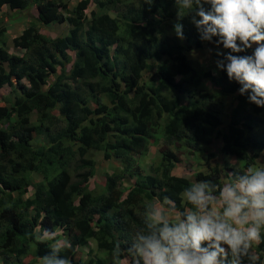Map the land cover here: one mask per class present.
I'll return each instance as SVG.
<instances>
[{
  "label": "trees",
  "instance_id": "1",
  "mask_svg": "<svg viewBox=\"0 0 264 264\" xmlns=\"http://www.w3.org/2000/svg\"><path fill=\"white\" fill-rule=\"evenodd\" d=\"M23 11L29 21L11 39L22 53L0 41V88L9 87L0 104V264H125L157 201L175 213L196 211L185 189L202 182L220 199L224 155L237 157L243 174L264 167L256 163L264 161V107L247 101L248 90L240 95L216 63L213 71L189 58L207 45L213 60L223 59L222 45L215 35L204 39L190 13L179 19L178 39L174 0H0V34ZM64 19V34L42 36L41 27ZM32 112L34 121H25ZM159 132L178 147L213 146L207 158L215 163L177 174L178 156L163 145L145 170L137 158ZM95 152L121 161L99 190L89 182ZM251 248L264 261V239Z\"/></svg>",
  "mask_w": 264,
  "mask_h": 264
},
{
  "label": "clouds",
  "instance_id": "2",
  "mask_svg": "<svg viewBox=\"0 0 264 264\" xmlns=\"http://www.w3.org/2000/svg\"><path fill=\"white\" fill-rule=\"evenodd\" d=\"M146 2L151 4L152 0ZM174 3L175 36L184 39L179 19L190 13L203 38L215 35L216 43L222 45L216 50V55L223 57L215 61L216 68L223 69L229 81L241 85L240 95L248 90V102L264 107V0H174ZM205 5L210 7L205 10ZM247 50L250 53L240 54ZM190 55L195 56V51ZM207 187V182H202L185 189L186 200L196 211L177 213L175 222H170L160 210L148 213L145 218L148 231L135 235L131 258L125 257V264H243L247 262L244 257L250 264H264L250 251L253 241L259 244L264 239L261 236L264 167L249 168L238 181L224 186L218 201L222 210L208 208L214 200L205 192ZM43 264H69V261L45 257Z\"/></svg>",
  "mask_w": 264,
  "mask_h": 264
},
{
  "label": "rangeland",
  "instance_id": "3",
  "mask_svg": "<svg viewBox=\"0 0 264 264\" xmlns=\"http://www.w3.org/2000/svg\"><path fill=\"white\" fill-rule=\"evenodd\" d=\"M90 4H91L90 8L95 5L93 2ZM87 11H89V9ZM108 11L111 15H114V9L111 6H109ZM29 12L32 14L35 12V9H31V11H29ZM28 21H29L28 11H23L16 18L8 19L5 21V27L7 29H5L3 32H1L0 41L3 38H5L6 45H7L10 52L16 53V54L22 53L23 50L17 49V48L12 46L11 39L13 38V36L18 35L21 32V30L27 24ZM67 26H68V22L64 19L62 21L52 22V23L48 24L47 26H43V27H41L40 31H41V34L43 37L54 38L57 35L64 34L67 31ZM237 43H239V41H237ZM193 50L195 51L196 55L192 56L189 53L188 56H189V58L195 60L198 67L203 68V69H207V68L213 69V71L215 70L214 69L215 60H213V58L211 57V54H210L211 49L209 46L204 45L200 49H193ZM249 50H251V49H249ZM158 85H159V83L157 82L156 86H158ZM8 92H9L8 86H4L3 88H0V104L5 102V98H6V95L8 94ZM162 93L168 94L167 92H164V91H162ZM34 118H35V113L32 112L25 121L31 122V121H34ZM162 132H159L157 135L155 134V137H156L158 142L154 141L155 144L153 145V143H152L149 146L148 152L144 156L141 155V156H138V158H137L139 163L143 164L145 170L148 169V166L150 165L152 160L154 162L157 161V157H158L157 151L160 148H162L163 145L166 146V148L169 147L172 150H175L174 152L178 156V160H177L176 166L174 168V172L177 174H183L185 176L192 177L194 171H197V170L207 171L208 167L215 163V161H214L215 158L210 159V160L207 158V156H208L207 153L209 152V150L212 151L213 146L202 143L200 151L193 150L192 148H189L185 145L183 146L184 148L178 147V143L174 139H171L172 142L167 141L168 143H165L163 140V137H162V134H163ZM29 136L32 139L31 143L33 145H35V141H34L35 140V134H34V132H30ZM174 145H176L179 148V150H176ZM94 159H95V163H96L95 165H96L97 173L90 178L89 182L91 185H94V187H96L97 190H99V189H101V187L105 183L104 173L107 171H111L112 168H114L116 166H121L120 165L121 161L119 159H112V158L109 160H104L102 152H95ZM223 159L227 162L226 164H228V165L223 166V171H222L223 172L222 181H223V188H224V186L226 184H231V183H234L235 181H238L240 176L242 175V173H241V169L239 167L237 157L230 156V155H224ZM257 162L264 165L263 158H258V160H256V163ZM249 168H252L253 170H255L258 167L255 164H253V165H250L246 169V171ZM230 177H232L233 179H230ZM126 178L131 179L129 177H126ZM213 200H214V203L210 204L208 206V208L209 209L216 208L217 210H222L219 208V205H218L219 199L213 198ZM155 205H156V209L160 210L161 213L167 219H169L171 221H175L177 213H175L174 211H172L171 209H169L168 207L163 205V202L157 201L155 203ZM30 230L32 231V229H30ZM34 232H35L37 237L40 236L39 230H34ZM253 242H255V241H253ZM61 243H62L61 239L56 241V244H58V245ZM92 246H94L93 242H91V247ZM250 251L253 253L252 248H250ZM84 257H85V255H84ZM28 258L29 257H26L24 260H28ZM36 264H38V262H36ZM243 264H247V262H243Z\"/></svg>",
  "mask_w": 264,
  "mask_h": 264
}]
</instances>
